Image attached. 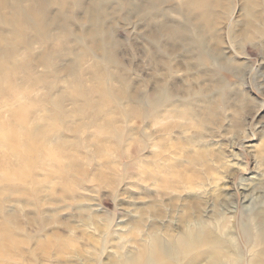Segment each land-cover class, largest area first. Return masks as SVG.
<instances>
[{
	"label": "rangeland",
	"instance_id": "rangeland-1",
	"mask_svg": "<svg viewBox=\"0 0 264 264\" xmlns=\"http://www.w3.org/2000/svg\"><path fill=\"white\" fill-rule=\"evenodd\" d=\"M264 0H0V264L264 257Z\"/></svg>",
	"mask_w": 264,
	"mask_h": 264
},
{
	"label": "bare ground",
	"instance_id": "bare-ground-1",
	"mask_svg": "<svg viewBox=\"0 0 264 264\" xmlns=\"http://www.w3.org/2000/svg\"><path fill=\"white\" fill-rule=\"evenodd\" d=\"M151 3L153 4L154 3V0H151ZM260 242L262 243V244H264V233L261 235V237H260ZM162 257L161 258H159V261H160V264H165L163 261H162ZM256 264H264V257L263 258H261L258 262H256Z\"/></svg>",
	"mask_w": 264,
	"mask_h": 264
}]
</instances>
